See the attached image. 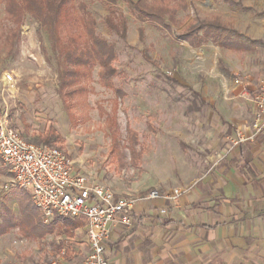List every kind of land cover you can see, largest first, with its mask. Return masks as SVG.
Listing matches in <instances>:
<instances>
[{
  "label": "rangeland",
  "instance_id": "obj_1",
  "mask_svg": "<svg viewBox=\"0 0 264 264\" xmlns=\"http://www.w3.org/2000/svg\"><path fill=\"white\" fill-rule=\"evenodd\" d=\"M85 1L97 31L117 49L115 65L120 73L115 82L124 94L118 97L115 89L102 85L96 67L85 102L70 96L71 87L62 86L56 60L48 61L50 40L40 22L25 15L18 33L7 39L16 26L0 9V107L7 110L11 126L26 141L40 143L49 128H56L62 139L48 144L63 149L77 170L113 190L120 191L129 182L149 185L174 179L196 126L195 105L201 104L192 87L199 88L207 78L228 81L220 70L228 63H251L248 55L230 53L211 40L190 48L179 34L197 19L219 18L244 27L242 39L264 58V43L246 35L248 22L241 24L254 13L221 0H187V9L179 11L177 23L167 30L136 19L120 2L117 8L128 17L127 36L122 39L105 22L111 5L103 0ZM6 73L14 77L11 86L3 80ZM128 127L138 134L135 152L129 148ZM139 149L143 156L137 159ZM10 176L0 158V264H46L58 259L64 248L65 259L82 253L84 230L69 237L63 226L44 223L30 194L11 186ZM23 219H32L33 226Z\"/></svg>",
  "mask_w": 264,
  "mask_h": 264
},
{
  "label": "crops",
  "instance_id": "obj_2",
  "mask_svg": "<svg viewBox=\"0 0 264 264\" xmlns=\"http://www.w3.org/2000/svg\"><path fill=\"white\" fill-rule=\"evenodd\" d=\"M235 1L240 4L232 6L254 13L241 23L250 24L246 35L264 43V0ZM231 28L241 36L245 30L236 24ZM242 38L241 46L224 48L248 55L251 63H228L220 68L228 81L207 78L199 88L192 87L201 104L195 105L196 126L190 144H185V154L180 156L184 158L179 174L149 185L129 182L122 190H114L118 196L142 198L134 205L132 224L114 228L106 241L110 264H264V132L238 145L229 142L237 129L251 132V96L264 77V58L258 57V48ZM184 41L190 48L198 47ZM237 77L242 83H234ZM214 152L224 157L213 166ZM142 156L139 149L137 159ZM89 177L100 182L97 177ZM179 187L183 192L177 200L147 197L153 189L169 194ZM48 223L66 226L60 217ZM84 232L83 252L68 259L71 264H83L89 252L86 229Z\"/></svg>",
  "mask_w": 264,
  "mask_h": 264
},
{
  "label": "trees",
  "instance_id": "obj_3",
  "mask_svg": "<svg viewBox=\"0 0 264 264\" xmlns=\"http://www.w3.org/2000/svg\"><path fill=\"white\" fill-rule=\"evenodd\" d=\"M103 1L111 5L105 22L122 39H126L127 36L128 17L117 8L120 2L128 6L130 13L136 19L149 20L167 30H171L172 25L177 23L176 17L179 11L186 10L188 7L187 0ZM225 1L231 5L240 4L235 0ZM0 9L4 18L12 21L16 26L10 30L6 36L7 39L18 33L25 15L29 14L40 22L50 40L52 57H48V61L53 58L56 60L62 86L71 87L68 91L70 96L85 102L88 83L94 79L96 67H98L96 71L99 82L107 88L115 89L118 97L123 95V91L117 88L115 82V78L120 73L115 65L118 59L117 49L97 31L96 19L85 0H0ZM240 37L241 34L236 29L227 26L219 19H197L189 23L187 29L179 34V38L188 41L193 46H199L211 40L227 48L241 46ZM127 134L130 141L129 146L135 152L134 146L138 143V134L129 127ZM58 139H62V135L56 128L51 127L40 143L48 144ZM24 207L31 213L32 208L29 204ZM63 221L66 224L63 226L64 233L69 237H74L76 230H84L87 227V220L84 216L63 218ZM24 222L33 226L32 219L24 220Z\"/></svg>",
  "mask_w": 264,
  "mask_h": 264
},
{
  "label": "built area",
  "instance_id": "obj_4",
  "mask_svg": "<svg viewBox=\"0 0 264 264\" xmlns=\"http://www.w3.org/2000/svg\"><path fill=\"white\" fill-rule=\"evenodd\" d=\"M3 80L11 86L14 77L6 73ZM234 83H242L241 78H234ZM251 98L254 105L251 132L237 129L235 136H229L231 146L253 140L264 132V77L260 78ZM213 156V166L224 157L221 152H214ZM0 158L12 175L11 186L30 193L32 203L41 211L46 223L54 217L86 218L89 252L83 264H110L106 241L114 228L132 224L134 205L142 197L118 196L110 186L77 170L73 159L60 147L26 141L11 126L7 110L1 107ZM182 192L180 187L169 194L153 189L147 197L177 200ZM66 254L64 248L58 259L46 264H71L65 259Z\"/></svg>",
  "mask_w": 264,
  "mask_h": 264
}]
</instances>
